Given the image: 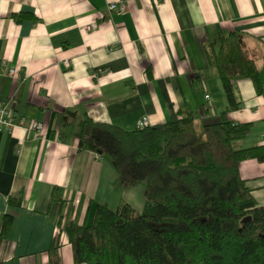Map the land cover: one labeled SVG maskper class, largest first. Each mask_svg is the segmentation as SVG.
I'll list each match as a JSON object with an SVG mask.
<instances>
[{
  "label": "crops",
  "instance_id": "crops-1",
  "mask_svg": "<svg viewBox=\"0 0 264 264\" xmlns=\"http://www.w3.org/2000/svg\"><path fill=\"white\" fill-rule=\"evenodd\" d=\"M113 1L0 0V105L44 124L0 132V234L13 217L0 264H51L54 245L60 264H95L74 261L67 222H91L97 203L143 212L146 192L124 185L107 157L79 149L84 115L126 130L144 116L157 125L193 113L198 130L219 121L228 101L209 55L221 35H240L263 88L232 81L239 107L228 118L252 124L234 146L264 145V0H126L123 12ZM240 174L264 205V162L245 159Z\"/></svg>",
  "mask_w": 264,
  "mask_h": 264
},
{
  "label": "trees",
  "instance_id": "trees-1",
  "mask_svg": "<svg viewBox=\"0 0 264 264\" xmlns=\"http://www.w3.org/2000/svg\"><path fill=\"white\" fill-rule=\"evenodd\" d=\"M26 17L14 15L18 22ZM220 42L219 51L209 55L228 101L219 121L198 130L188 113L126 130L84 115L79 149L107 157L124 185L143 186L146 208L140 212L128 202L116 208L97 203L91 222L69 220L65 231L76 263L264 264V205L240 174L241 161L264 162V145L236 148L252 124L228 118L239 107L232 81L250 78L262 92L260 70L245 54L238 33L221 35ZM61 118L58 114L57 121ZM248 216L251 220L243 222ZM12 219L2 218L1 242ZM58 249L50 250L51 264H60Z\"/></svg>",
  "mask_w": 264,
  "mask_h": 264
},
{
  "label": "built area",
  "instance_id": "built-area-1",
  "mask_svg": "<svg viewBox=\"0 0 264 264\" xmlns=\"http://www.w3.org/2000/svg\"><path fill=\"white\" fill-rule=\"evenodd\" d=\"M111 11L123 12L127 9L126 0H115L109 4ZM15 69L10 70V74H15ZM209 98V95H206ZM29 122L27 128L35 132H41L44 128V124L38 120L27 121L25 118H19L15 110L8 104L3 103L0 105V132L7 130L12 131L14 128L23 126ZM149 125V119L144 116L137 124V128H144ZM62 231V230H60ZM65 231V229H64ZM66 232V231H65Z\"/></svg>",
  "mask_w": 264,
  "mask_h": 264
},
{
  "label": "water",
  "instance_id": "water-1",
  "mask_svg": "<svg viewBox=\"0 0 264 264\" xmlns=\"http://www.w3.org/2000/svg\"><path fill=\"white\" fill-rule=\"evenodd\" d=\"M250 220H251V216H248V217H246V218L243 219V222H248Z\"/></svg>",
  "mask_w": 264,
  "mask_h": 264
},
{
  "label": "rangeland",
  "instance_id": "rangeland-1",
  "mask_svg": "<svg viewBox=\"0 0 264 264\" xmlns=\"http://www.w3.org/2000/svg\"><path fill=\"white\" fill-rule=\"evenodd\" d=\"M198 127H199V125H198ZM143 187V186H142ZM144 188V187H143ZM145 189V188H144ZM146 192V191H145Z\"/></svg>",
  "mask_w": 264,
  "mask_h": 264
}]
</instances>
